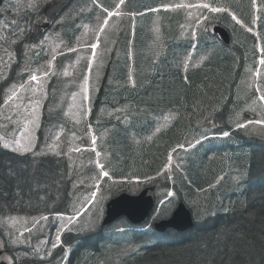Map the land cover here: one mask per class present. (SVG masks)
<instances>
[{"label": "trees", "instance_id": "16d2710c", "mask_svg": "<svg viewBox=\"0 0 264 264\" xmlns=\"http://www.w3.org/2000/svg\"><path fill=\"white\" fill-rule=\"evenodd\" d=\"M116 1L99 3L112 9ZM145 2L134 0L132 5L140 13ZM70 13L58 27L68 41L83 21L106 16L92 0H78ZM183 18L184 14L161 20L153 49L147 48L144 39L140 41L141 66L132 78L128 72H115L112 59L116 49L110 51L113 54L98 88L90 90L88 123L101 122L108 131L99 150L104 154V168L117 181L109 191L115 186L114 191L119 192L151 186L162 191L156 193L159 201L172 190L192 212L193 227L156 233L147 222L132 226L120 220L118 229L99 227L82 235L64 234L56 250L62 256L64 247H70L68 264H76L88 252L103 255L111 245L113 253L123 254L119 264H264V138L229 123L237 113L235 91L244 66L258 57L257 39L212 15L208 21L228 27L232 46H223L209 32L199 31L195 39L187 32L183 35ZM139 32L144 33L145 27L140 26ZM93 41L88 38L87 43ZM75 54L54 61L38 146L50 114L53 125L63 123L61 110L66 103L62 99L69 94H62L59 73ZM88 60L77 62L78 75L70 76L75 84L71 91L85 76ZM2 102L0 98V105ZM224 132L229 135L223 136ZM197 140L201 143L193 145ZM37 150L21 155L0 146V215L68 211V196L77 174L70 172L62 157H40ZM173 151L174 163L167 169V155ZM90 171L86 167L83 176ZM132 179H138L137 183L126 182ZM155 209V218L167 216L164 207Z\"/></svg>", "mask_w": 264, "mask_h": 264}, {"label": "rangeland", "instance_id": "374dc122", "mask_svg": "<svg viewBox=\"0 0 264 264\" xmlns=\"http://www.w3.org/2000/svg\"><path fill=\"white\" fill-rule=\"evenodd\" d=\"M47 1L5 0L1 4L0 88L2 81L5 80L9 66L16 60L14 47L17 43H20L21 50L19 52L23 54V64L26 67V58L28 56L24 52H29L35 46L24 41L27 38L25 33L30 31L27 22H32L33 15L38 18L39 11L46 5ZM133 1L124 0L121 5L119 11L125 15H113L99 23L100 26L95 32L94 44L97 48L95 57L88 64L85 74L86 81L83 78L81 83H79V89L73 95L70 92L75 84L71 83L73 77H69V73L78 75L80 66L75 67V64L80 60L91 58L89 48L83 52H77L72 63L67 64L65 69L59 73L61 76L60 87L63 88L65 84L67 85L62 91L63 96L70 94L69 97L62 99L66 105L61 110L69 126L65 127L63 124L52 125L44 135L45 141L40 148V153L62 157L68 163L70 172L76 173L78 177L76 176L75 183L70 188L72 193L71 196H68L67 213L57 216L39 215L30 218L0 216V237H2L0 245L1 249L4 250L1 260L6 261L8 264H66L68 246H65L62 252V259L64 260L60 259L61 255L57 254L56 250L61 246L62 235H82L86 231L97 229L98 225H100L104 215L105 204L110 198L109 194L112 193V189L109 191V187L113 183L106 186L102 182L101 191L100 193L97 191L98 194L93 200L91 193L93 191L96 192L95 188L99 185L102 177L101 175L98 179L99 171L100 174L102 173L101 167L98 165L102 166L100 158L103 157L98 152V145L101 144V138H104V132L98 133L92 127L88 134L79 132L83 128V122L87 120L90 90L98 88L99 79L103 75L102 71H104L113 54L110 51L114 48L116 52L112 61L116 65L115 72L123 75L128 72L131 78L136 76L141 66V59L137 54L138 47H141L140 41L144 39L147 48L153 49V34L155 39H159V26H154V22L159 24L162 19L177 15L183 17L184 14L185 16L181 23V27L185 29L183 35L188 33L196 37L199 31L210 32V21L204 20L202 14V11L207 9L178 7V5L208 3L211 7L225 8L226 11L224 12H213L211 14L223 19L228 27L238 26L244 32L252 33L256 36L258 59L256 61L251 59L244 66L242 77L235 91L236 102L239 104L238 111L230 119L229 123L233 125L238 121L241 122L248 119L244 116L246 114L254 118L255 120L253 121H264V99H261L264 96V65L259 63L261 59H264V51H262L264 50V0H255V7H253V0H146L140 11H144L149 7H153L155 10L153 9L151 13L147 11V13L145 12V14L138 17V11L135 10L137 6L132 5ZM235 7L240 8L236 10ZM232 15H235L241 23L237 24L232 19ZM105 20L108 23L105 24ZM197 22H200L199 29L197 28ZM140 26L145 27V32L142 34L139 32ZM95 28L89 27L88 38L90 40L93 39ZM55 34V32L52 33V37H50L52 41L48 42L47 49L44 50L51 54L50 61L39 69H33L32 74L29 75L30 77L36 75L38 79L36 81L28 79L23 84L16 83L5 88L6 100L0 110V144L2 146L8 144L9 150L22 153L30 151L34 146V133L39 126L41 106L43 99L46 97L43 87L44 82L45 80L48 81L49 77L55 73L54 65L50 62L60 49V44L55 38ZM48 37L49 34L45 39L49 40ZM201 59H203V56H201ZM257 73L259 74L257 75ZM68 83L71 84L69 85ZM28 94H30L29 98H23ZM85 96L88 99H85ZM56 107H59V103H57ZM8 117L11 118L9 119ZM248 126L249 129L256 131L255 134L257 136L264 138V126L256 123H248ZM85 138L90 141L91 146L89 149H94L95 151L94 158L90 154H84L88 151L86 147H81ZM26 147L30 148V150H25ZM172 161H174V158L169 159L170 164ZM94 165L97 166L98 171L92 169ZM84 166L91 167V174L82 178ZM138 189L137 186H132L131 192L136 193ZM161 192L157 193L161 195ZM169 192H167V196L163 198L162 202L171 197L168 195ZM77 211L80 215L77 219L70 222L69 217L74 216ZM57 236H60V241L56 240ZM113 241L115 240L112 239ZM118 241L122 243L121 236H119ZM54 245L56 246L54 247ZM113 246L111 245L104 250L105 256L103 257L100 254L97 256L94 253H85L76 264H114L123 254L120 251L113 253Z\"/></svg>", "mask_w": 264, "mask_h": 264}, {"label": "water", "instance_id": "95a60500", "mask_svg": "<svg viewBox=\"0 0 264 264\" xmlns=\"http://www.w3.org/2000/svg\"><path fill=\"white\" fill-rule=\"evenodd\" d=\"M2 0H0L1 3ZM69 0H58L57 2L47 6L44 14L50 20H53L58 12L63 10L68 4ZM63 5L57 13H53L50 9L55 8L57 5ZM213 33L217 34L226 45H229L230 40L228 32L221 26H214ZM148 189L142 190L138 195L120 194L111 199L106 204L105 216L102 219V225L107 226L112 224L115 220L125 217L131 224L137 225L142 223L148 217L151 209L153 208V198L147 195ZM173 210L171 216L167 219L157 221L153 224V230L156 232H164L166 229H173L176 231H184L193 225L192 216L190 211L184 204L179 202ZM1 255V251H0ZM0 264H6L0 262Z\"/></svg>", "mask_w": 264, "mask_h": 264}, {"label": "snow or ice", "instance_id": "6c2138e0", "mask_svg": "<svg viewBox=\"0 0 264 264\" xmlns=\"http://www.w3.org/2000/svg\"><path fill=\"white\" fill-rule=\"evenodd\" d=\"M123 3H124V0H119V4L117 5V8H119L120 5H122ZM62 6H63L62 4H61V5H57L55 8L50 9V11L53 12V13H57V12L60 10V8H61ZM178 7H195V8H197V9L203 8V9H207L209 12H216V13L226 11V9H225V8H222V7H211L208 3H199V4H194V5H178ZM253 7H255V0H253ZM230 14H231V13H230ZM107 15H108L109 17H111V16L113 15L112 11H108ZM232 19L235 20L237 24H240V23H241V21H240L235 15H232ZM104 23L106 24V23H108V21L105 20ZM101 30H103V29H101ZM92 48H93V56H95V48H96V45H95V44L92 45ZM262 51H264V50H262ZM259 63H260L261 65H264V59H261V60L259 61ZM258 74H259V73H257V75H258ZM45 75H47V73H45ZM37 79H38V77H37L36 75H32V76H31V80H32V81H36ZM85 81H86V78H85ZM85 99H88V97L85 96ZM261 99H264V96H262ZM8 118L10 119L11 117H8ZM248 123H256V124H260L261 126H264V121H262V120L248 121ZM237 127H238V128H246V124H244V123H238V124H237ZM228 135H229L228 132H224V133H223V136H225V137H227ZM17 143H19V142L17 141ZM200 143H201L200 140H197V141H196V144H200ZM8 147H9L8 144H5V145H4V148H8ZM25 150H30V148L26 147ZM98 166L102 167L101 165H98ZM101 175H102V176H107L108 173H107V172H102ZM96 195H97V193H96L95 191H93V192L91 193V197L93 198V200L95 199ZM168 195H169V196H172L173 193H172V192H169ZM79 215H80V213L77 211V213H76L74 216H70V217H69V221L71 222V221L77 219V217H78ZM45 219H46V217H45ZM56 240H57V241H60V236H57V237H56ZM55 246H56V245H54V247H55Z\"/></svg>", "mask_w": 264, "mask_h": 264}, {"label": "flooded vegetation", "instance_id": "af4514ba", "mask_svg": "<svg viewBox=\"0 0 264 264\" xmlns=\"http://www.w3.org/2000/svg\"><path fill=\"white\" fill-rule=\"evenodd\" d=\"M37 25V24H36Z\"/></svg>", "mask_w": 264, "mask_h": 264}]
</instances>
